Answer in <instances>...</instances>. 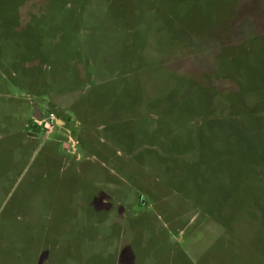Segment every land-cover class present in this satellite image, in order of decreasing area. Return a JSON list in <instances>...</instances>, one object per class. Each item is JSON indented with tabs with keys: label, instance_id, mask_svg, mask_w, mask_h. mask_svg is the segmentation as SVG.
Masks as SVG:
<instances>
[{
	"label": "rangeland",
	"instance_id": "1",
	"mask_svg": "<svg viewBox=\"0 0 264 264\" xmlns=\"http://www.w3.org/2000/svg\"><path fill=\"white\" fill-rule=\"evenodd\" d=\"M0 264H264V0H0Z\"/></svg>",
	"mask_w": 264,
	"mask_h": 264
},
{
	"label": "built area",
	"instance_id": "2",
	"mask_svg": "<svg viewBox=\"0 0 264 264\" xmlns=\"http://www.w3.org/2000/svg\"><path fill=\"white\" fill-rule=\"evenodd\" d=\"M38 127H40L43 131L47 133H51L53 129L58 125V120L53 113H48L46 116L42 115L41 121H35ZM67 145H65L66 149L69 151L71 148L73 150V154L75 153V142L71 139H67Z\"/></svg>",
	"mask_w": 264,
	"mask_h": 264
},
{
	"label": "water",
	"instance_id": "3",
	"mask_svg": "<svg viewBox=\"0 0 264 264\" xmlns=\"http://www.w3.org/2000/svg\"><path fill=\"white\" fill-rule=\"evenodd\" d=\"M34 119L36 121H41L42 120V114L39 112V110H36V112L34 114Z\"/></svg>",
	"mask_w": 264,
	"mask_h": 264
},
{
	"label": "crops",
	"instance_id": "4",
	"mask_svg": "<svg viewBox=\"0 0 264 264\" xmlns=\"http://www.w3.org/2000/svg\"><path fill=\"white\" fill-rule=\"evenodd\" d=\"M58 124H61V121L60 120H58Z\"/></svg>",
	"mask_w": 264,
	"mask_h": 264
}]
</instances>
